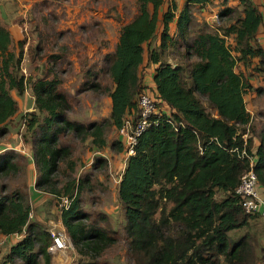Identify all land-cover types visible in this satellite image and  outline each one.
Wrapping results in <instances>:
<instances>
[{
    "label": "trees",
    "instance_id": "16d2710c",
    "mask_svg": "<svg viewBox=\"0 0 264 264\" xmlns=\"http://www.w3.org/2000/svg\"><path fill=\"white\" fill-rule=\"evenodd\" d=\"M182 1L178 7L176 0H136L137 13L120 28L114 50L104 55L112 82L106 122L71 120L63 78L25 76L22 41L14 42L0 25V137L11 134L17 118L23 135L30 134L34 186L57 203L61 196L70 199L67 208L58 207V218L76 253L87 257L83 264H92L117 239L115 231L88 221L80 200L82 181L69 178L57 186L60 163L70 171L75 167L60 137L72 132L102 150L108 126L138 120L141 94L156 102L159 124L142 132L128 157L120 138L110 143L123 160L117 193L136 264H264L261 238L249 232L232 236L251 218L264 216L246 213L235 193L251 159L258 193L264 191V126L256 125L245 101L252 90L264 92L253 88L249 72L254 60L264 77V50L257 41L263 18L252 0ZM210 4L217 9L212 20L195 23L192 8ZM216 14L222 21L214 28L210 22ZM13 44L19 48L10 50ZM177 48H183L180 62L172 64L166 58ZM96 73L86 72L87 85L99 86L92 82ZM27 104L32 111L26 112ZM104 161L105 156L96 157L93 166ZM10 169L16 170L12 154H1L0 173ZM32 209L19 191L0 193V233L23 234L3 257L4 264H50L51 237L31 220ZM100 216L107 223V216Z\"/></svg>",
    "mask_w": 264,
    "mask_h": 264
},
{
    "label": "rangeland",
    "instance_id": "374dc122",
    "mask_svg": "<svg viewBox=\"0 0 264 264\" xmlns=\"http://www.w3.org/2000/svg\"><path fill=\"white\" fill-rule=\"evenodd\" d=\"M87 1L88 0H10L11 3H9V9L11 10L9 20L11 21L13 19V22L18 24L23 30V35L20 39L22 41L23 50L21 62L22 72L25 76L34 75L45 77L55 74L63 78V80L65 79V81L61 83V89L68 97L71 106L67 111V115L71 120L85 122V124L88 123L89 120H92L95 115V121L105 120L106 122L109 119V114L108 116L105 115V113H102L101 107L99 108V106H103L105 98L108 96L107 92L112 87L111 79L104 69V56L100 57L92 65H89L88 61L84 64V53L86 50L83 49V38L88 39V36L92 37V35H96L93 37L101 38L103 34L97 33L91 35L88 32H81L79 45L73 43L74 40H79L80 34H76L75 37L72 38V41H70L68 38L69 34L64 32L65 21L69 19L64 16L63 11L70 10V12H72L74 9L79 8L80 10L74 17L79 23L75 25V28H78V26L86 28L88 27L86 21H89L90 18L96 20L106 8L110 9L111 7L116 8L121 6L126 9V16H122V20L115 23L116 27H114L112 33V35H114L117 34L121 24L125 22L127 14L130 15L137 9L135 0H92V2H89V10L97 16L95 18L92 16L90 18L84 16L85 21L82 22L81 15L85 12L83 10L88 9L86 5L85 7L82 6ZM166 1L169 4V0ZM182 2V0H176L178 7L182 5ZM91 4L93 7H90ZM216 10V5L211 4L203 10L201 7L194 6L192 8L193 20L198 24L203 21H210ZM104 19L103 17L97 20L105 23L106 20ZM210 24H213L214 28H217L219 25L215 22H210ZM18 44L11 45L10 50H17L19 48ZM105 50L110 53L109 48ZM182 50L183 48L174 49L173 52H170V55H167L166 60L172 64L180 62L178 54L182 52ZM88 70L91 74L99 72L96 73L95 78H93L94 81H92L99 84V86L91 87L85 83L86 72ZM249 72H251V76L254 77L252 83L253 88L262 87L264 89V77L262 73L255 70V68H250ZM245 99L248 104V110L256 117V125L258 127L264 126V92L258 94L252 90L250 95H247ZM202 101L204 102V99H202ZM28 106L29 104L26 105L25 110L28 109L26 112L32 111L33 108L29 109L30 107ZM94 106H98V108ZM17 120L15 124L10 127L12 135L0 137V155L5 153L12 154L13 160L16 163V170L10 169L0 173V193L19 191V193L24 196L25 200L31 203L28 196V187L32 176L29 175V171L26 168L27 161L20 155L21 151L13 149H16L21 142L30 143L31 137L30 134L23 135L25 127L20 129L21 122H17ZM111 134L114 136V139L111 138ZM105 136L107 138V146L102 150H98L91 145L88 137L81 140L72 132H67L62 135L59 143L70 148L71 158L75 162V167L74 171H70L67 164L62 161L58 171L55 173V178L59 188L62 187L69 178H75L80 182L82 181L80 200L82 209L89 215L90 220L88 221L96 222L102 226H106L110 231H115L113 234L117 239L116 242L106 248L98 258L92 260V264H136L135 258L129 251V240L123 229V209L117 193V184L123 171V160L121 152L110 147V143L114 141L116 139L115 136H117L115 127L108 126L105 130ZM31 144L33 146L32 142ZM28 152L31 154L33 153L32 147H30ZM102 155L105 156L106 161L93 166L95 158H103ZM33 182L34 186L35 181ZM34 188L36 189L35 186ZM39 191L44 192L41 190ZM45 194H47V201L39 208L33 207L35 215L33 212L32 216H34L33 221L38 223H41L40 220L43 221L45 219V223L41 224L45 228H48L51 223L57 222L59 212L57 199L49 192H45ZM220 196L221 194L219 193L217 197ZM32 198L33 201L38 199V197L34 198V196ZM49 209L52 210V212L48 213L50 211ZM101 214L107 216V223L106 220L100 218ZM38 218L40 220H38ZM248 224L247 228L233 233L232 236L238 237L239 235H245L246 232L253 233L256 238H261L264 246V216L260 215L251 218ZM51 255L52 257L60 259L57 261V259L54 258L50 264H83L88 261L87 257L79 256L76 253L72 244L62 253L56 255L51 253ZM3 256L0 251V264H4ZM15 264L21 263L20 261H16Z\"/></svg>",
    "mask_w": 264,
    "mask_h": 264
},
{
    "label": "crops",
    "instance_id": "0c3cea01",
    "mask_svg": "<svg viewBox=\"0 0 264 264\" xmlns=\"http://www.w3.org/2000/svg\"><path fill=\"white\" fill-rule=\"evenodd\" d=\"M89 2H92V0H88L82 6V7H85V5H86V7L88 8L86 10H83L85 12H84V14L81 15V19H82L81 21L82 22L85 21L84 16H86L87 18H90L91 16L95 18L97 16L89 10L90 9L89 8ZM135 2H136V0H135ZM252 2L259 8L261 15H262V18H263V24H261V29L258 32L257 41H259V44L261 45V47L264 50V0H252ZM9 3H11L10 0H0V25L9 29L14 42H16L17 40H20L22 38L23 30L21 29V27L18 24L13 22V19L11 21L9 20V16L11 13V10L9 9V6H10ZM90 7H93V5L91 4ZM114 8H112V7L110 9L106 8V10L101 12L100 17L96 18V20L91 19V18H90L91 20L90 19H89V21L87 20L86 23H88V24H86V25L88 27H86V28H83L82 26H78V28H75V25L79 24L78 21H76L74 19L76 13L80 10L79 8L74 9V11H72V12H70V10L63 11L64 16H66L67 19H69V20L65 21L64 32L69 34L68 38L70 39V41H72V38L75 37L76 34H80L79 40H77V41L74 40L73 43L78 44L80 42L81 32H83V33L88 32L91 35L97 34V33L103 34V36L101 38L93 37L96 35H92V37L88 36L89 37V38L87 37L88 39L83 38V49L86 50V52L84 53V58H85L84 64L86 61H88L89 65L94 64L96 60H98L100 57H102L108 53V51H106L105 49L109 48V50H110L109 52H112L114 50L116 43L118 42L120 28L124 24L129 22L132 19V17L137 13V9H136L134 13H131L130 15L127 14V18L125 19V22H123L121 24V26L119 27L117 34L112 35L114 27H116L115 23H118L119 21H121L122 16H126V14H125L126 9L125 8H122L121 6L116 7L115 10H114ZM123 14H125V15H123ZM103 17L105 18L104 20H106L105 23H102V22H100V20H97V19H101ZM220 24H221V22H220ZM61 27H63V26H61ZM85 41H88V42H85ZM86 47H88V48H86ZM255 64H256V62L253 60V64H251L249 69L254 68ZM253 80H254V77L251 76L250 82L253 83ZM63 81H65V79L64 80L62 79V82ZM247 95L249 96L250 93ZM247 95H245V97ZM245 101H246V99H245ZM104 104H103V106H99V108L101 107L100 109H101L102 113H105V115L108 116V114L110 113V107H111L110 98L108 96L105 98ZM94 107L98 108V106H94ZM246 107L248 110V104L247 103H246ZM29 109H31V108H29ZM250 113H252V112H250ZM95 116H93L92 119H95L96 118ZM89 121H91V120H89ZM111 138L114 139V136H112V134H111ZM30 147H32V149H33V146L31 143L21 142L16 147V149L15 148H13V149L17 150V151H21L20 155L27 161L26 168L29 171L28 172L29 175L32 176V179L29 182V187H28V196H29V201L31 202L30 205L34 208H39V207L44 205L45 201H47V194H45V192H40L39 190L35 189L33 186V183H34L33 181H35V179H36L37 171H36V167H35V163H34V159H33V153L31 154L28 152ZM33 196H34V198L38 197V199L33 201L32 200ZM259 196L261 199L264 200V191L259 192ZM33 212L35 215V211L32 209V213ZM50 212H52V210H50L48 213H50ZM33 217L34 216L31 215L32 221H33ZM38 220H40V219L38 218ZM40 221H41V223H45V219L43 221L42 220H40ZM49 224H50V222H49ZM51 226L52 227L55 226L57 229H59L60 227H64L60 218L57 219V222L51 223V225L48 228H50ZM22 236H23L22 233L21 234H12V235H3L0 233V251L2 252V256L3 255L5 256L8 253L10 247L13 244H15L16 242H18ZM5 243H7V244H5ZM63 251L64 250L54 252L52 254L56 255V254L62 253ZM50 255H51V253H50ZM54 258L57 259V261L60 259L57 257H52V255H51V262Z\"/></svg>",
    "mask_w": 264,
    "mask_h": 264
},
{
    "label": "built area",
    "instance_id": "2783aa9c",
    "mask_svg": "<svg viewBox=\"0 0 264 264\" xmlns=\"http://www.w3.org/2000/svg\"><path fill=\"white\" fill-rule=\"evenodd\" d=\"M220 24L218 15L213 16V21ZM139 110V118L137 121L126 119L123 124L115 128L117 131V139H121L126 145L125 156L133 155L134 146L137 144L138 137L149 127L159 124L162 114L157 111L156 102L147 94H141L137 100ZM254 159L250 160L249 169L245 170L241 176L239 183L235 189V193L242 197L241 205L246 213L262 212L264 214V202L260 198L257 190V176L252 169ZM58 203L59 209L67 208L70 199L67 196H61ZM51 237V243L47 248L50 253L65 250L71 245L70 238L67 236L64 227L57 229L55 226L48 228Z\"/></svg>",
    "mask_w": 264,
    "mask_h": 264
}]
</instances>
